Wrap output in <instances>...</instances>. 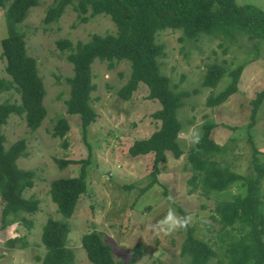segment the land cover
I'll use <instances>...</instances> for the list:
<instances>
[{"label": "rangeland", "instance_id": "rangeland-1", "mask_svg": "<svg viewBox=\"0 0 264 264\" xmlns=\"http://www.w3.org/2000/svg\"><path fill=\"white\" fill-rule=\"evenodd\" d=\"M237 5L251 4L264 11V0H235ZM52 0H39L29 9L19 29L24 33L25 47L37 62L38 73L45 88L43 104L46 116L41 125L29 129L22 116L11 114L2 126L4 145L9 147L19 139L25 141V156L17 159L20 168L35 172V183L24 195L39 200V210L32 215L31 226L13 223L0 229V264H41L44 246L41 242L42 227L48 217L64 219L57 211L49 195L50 181L58 177L79 173L81 160L86 165L87 190L80 196L75 211L66 218L70 226L67 245L74 251L73 264H92L81 246V235L99 231L104 242L111 247L116 260L131 264H189V256L181 253L182 243L190 230L197 238L213 243L218 249L220 239L230 240L215 220L217 201L236 192L232 187L228 193L207 196L192 184L191 165L187 163V152L194 146L188 133L192 128L202 132L207 121L217 124L211 138L224 147L218 154L221 165H227L239 174L252 172V145L257 148V159L264 165V99L259 105L254 124L251 122L252 100L264 89V40L239 35L234 38L202 34L196 38L183 37L181 29L166 28L155 35V40L164 45L160 57L161 73L168 76L175 91L187 90L191 94L183 99L177 110L182 124L178 135L183 154L174 158L167 152V159L159 165L156 182L146 191L141 189L151 182V157L130 156L128 147L135 140L148 137L160 124L152 113L160 108L158 101L147 99L148 88L139 83L128 100L117 95V90L130 74L128 61L115 64L112 69L106 62L95 60L91 65V105L96 116L83 135L78 115L67 114L65 100L69 97L67 78L73 75L67 52L56 47L58 39L67 38L73 43L89 39L91 34L115 33L116 27L105 15H96L87 22H80L76 12L67 7L61 16L45 23L46 10ZM7 35L4 12L0 9V40ZM0 78L10 79L5 71V60L1 57ZM248 60L237 83V91L224 103L208 107L206 98L222 90L230 78L223 77L214 87L202 86L203 76L212 63L228 69ZM227 69V70H228ZM196 90V91H195ZM20 102L19 93L10 89L0 94V102ZM65 117L70 129L60 138L52 131L59 117ZM221 156V158H220ZM58 160H76L61 166ZM264 198V178L261 182ZM174 199L180 215L190 214L193 222L186 230L164 235L152 229L163 217ZM0 200V210H1ZM16 237L14 242L9 239Z\"/></svg>", "mask_w": 264, "mask_h": 264}, {"label": "trees", "instance_id": "trees-1", "mask_svg": "<svg viewBox=\"0 0 264 264\" xmlns=\"http://www.w3.org/2000/svg\"><path fill=\"white\" fill-rule=\"evenodd\" d=\"M38 4L39 0H0L7 27V35L0 40L1 57L10 76V79L0 78V94L15 89L20 98L19 103L0 102V229L19 222L29 227L32 222L27 215L39 210V200L24 195L34 186L35 172L18 167L16 162L27 153L25 141L16 140L6 148L1 131L11 114L22 116L31 130L37 129L46 116L43 80L38 73L36 59L26 51L24 33L19 29L29 9ZM67 7L76 12L80 22L102 14L108 16L116 27L115 33H93L85 41L73 43L67 38L56 41V47L67 52V60L73 68V75L67 78L70 88L65 111L78 115L83 135L96 116L90 98L91 91L95 89L91 73L95 60L106 62L109 69L123 60L129 62V77L116 92L121 99H130L139 83H144L148 88L147 99L160 104V108L152 113V117L160 121L158 128L128 147L130 156L151 157V182L141 189L142 193L156 182L159 165L166 161L167 152L174 158L184 153L178 141L182 124L177 110L183 105V99L191 94L187 90L175 91L168 76L161 73L158 59L164 55V45L156 42L155 35L170 28L181 29L183 37L187 38L197 39L201 33L227 38L243 34L262 41L264 11L251 4L237 5L235 0H52L44 16L45 23L56 21ZM246 64L248 60L231 69L217 63L208 66L202 86L214 87L223 77L230 78L222 90L207 96L205 103L208 107L224 103L237 91V83ZM263 99L264 89L251 102L249 128L254 124L255 113ZM216 126L215 122H205L200 142L187 152V163L192 169L189 182L193 185L189 191L199 186L205 195L217 196L236 187L235 193L217 201L214 206V218L230 240L221 238L216 249L213 243L197 238L189 230L181 253L190 257L189 264H264V198L260 187L264 165L258 161V150L253 145L251 174H239L227 165H221L222 158L220 156L219 161L218 154L224 153V147L211 138ZM69 129L68 120L61 116L53 127L52 135L62 138ZM75 162L65 160L59 164ZM80 162L77 175L50 181L51 201L64 219L73 215L80 196L87 190L88 160ZM64 219L48 217L45 221L41 231L45 250L41 264L74 263V251L67 245L70 226ZM15 240L16 237L8 242ZM80 240L92 264H131L133 260L128 263L116 260L99 231L85 232Z\"/></svg>", "mask_w": 264, "mask_h": 264}, {"label": "clouds", "instance_id": "clouds-1", "mask_svg": "<svg viewBox=\"0 0 264 264\" xmlns=\"http://www.w3.org/2000/svg\"><path fill=\"white\" fill-rule=\"evenodd\" d=\"M189 142L198 144L202 138V134L197 128H192L188 133ZM169 207L166 213L151 225L152 229L163 233L164 235H171L179 230H186L193 222V217L190 214L180 215L171 205L174 204V199L169 196L167 198Z\"/></svg>", "mask_w": 264, "mask_h": 264}]
</instances>
